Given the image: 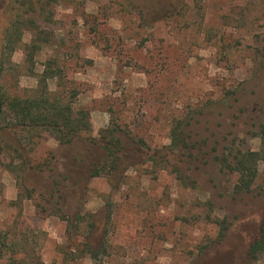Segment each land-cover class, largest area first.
Masks as SVG:
<instances>
[{"label":"rangeland","instance_id":"rangeland-1","mask_svg":"<svg viewBox=\"0 0 264 264\" xmlns=\"http://www.w3.org/2000/svg\"><path fill=\"white\" fill-rule=\"evenodd\" d=\"M158 1L56 0L50 21H39L48 43L35 72L59 63L96 141L62 146L44 136L40 148L55 156L46 172L18 171L14 153L0 147V237L17 244L1 249L0 264H264V254H248L264 222V192L234 193L236 175L213 160L233 142L260 148L264 0H179L166 14ZM6 6L0 0V44ZM31 37L23 32L0 69L7 97L36 87L22 51ZM178 124L185 145L170 152ZM114 127L139 150L111 185L89 172L104 161L100 133ZM6 130V139L23 136ZM258 166L263 175L264 161ZM73 214L81 218L74 229ZM91 214L98 229L88 240Z\"/></svg>","mask_w":264,"mask_h":264},{"label":"trees","instance_id":"trees-1","mask_svg":"<svg viewBox=\"0 0 264 264\" xmlns=\"http://www.w3.org/2000/svg\"><path fill=\"white\" fill-rule=\"evenodd\" d=\"M54 1L56 0H6L7 6L3 12L8 18L1 36L0 69L10 62L11 54L19 49L23 32L30 30L32 33L30 41L23 45L22 51L24 64L36 79V87L24 98L15 96L10 98L0 90V147L3 145L14 153V157L21 164L17 167L18 171L25 168L32 169L34 172L51 171L50 163H53L55 156L50 149L40 148V142L44 136H48L62 146H69L75 141L84 139L89 142L96 141L90 136V113L87 109L79 107L76 88L62 82L64 71L59 63L55 60L47 61L40 72H35V55L44 43H48L46 35H43L44 31L39 26V21H50L49 9ZM178 1L159 0L156 9L159 13L166 14L169 9L177 6ZM51 81L55 82L54 90L49 88ZM8 118L11 119L8 120ZM9 124L12 127H9ZM7 128L18 129L24 137L11 138L7 134L8 139H6ZM181 132L182 139L179 137ZM183 132L179 124L171 130V143L168 146L170 152L185 145ZM122 133L117 127L107 128L100 133L99 139L104 141L102 144L104 161L100 166L90 169V178L106 175L108 182L112 185L120 167L127 165L130 153L132 156L138 154L136 142L124 137ZM253 136L260 139L259 150L234 148L233 142L224 152L215 153L213 156L221 172L236 175L233 192L237 194L250 192L255 187L260 192H264V173L260 175L258 166L261 161H264V125L258 126ZM155 159V154H152L150 160L155 163ZM164 162V165L168 166L169 158ZM78 215L73 214L67 217V223L73 226V229L78 227L81 219ZM96 216V214L87 216L86 225L89 233L86 239L88 240L98 229ZM88 240L87 243L85 242V248L89 254H93ZM8 244L6 237H0V253L3 248L17 247L16 243L10 246ZM248 254L251 258L264 254V222L258 235L250 243Z\"/></svg>","mask_w":264,"mask_h":264}]
</instances>
